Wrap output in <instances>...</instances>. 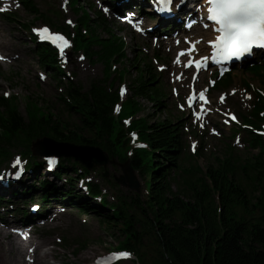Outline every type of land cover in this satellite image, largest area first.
<instances>
[{"label":"trees","instance_id":"1","mask_svg":"<svg viewBox=\"0 0 264 264\" xmlns=\"http://www.w3.org/2000/svg\"><path fill=\"white\" fill-rule=\"evenodd\" d=\"M97 29L106 33L109 27L97 17L91 31ZM121 47V42L112 46L106 43L99 61H107ZM38 59L48 68L53 63L39 49ZM128 62L127 68L136 72L131 80V109L140 111L138 100L145 99L161 113L163 97L156 88L152 66L138 56ZM251 74L264 85L258 68ZM72 96L75 107L67 105V108L78 116V125L52 116L47 103L46 115L37 121L33 111L28 124L12 107L6 109L9 110L5 116L6 137L29 142L36 136L47 135L87 144H97L103 138L112 148L111 152L119 149L122 143L115 138L109 118L114 96L97 87L86 94L74 90ZM136 126L141 127L152 152H156L148 155L142 151L129 161L134 170L150 176L149 196L143 204L137 201L133 210L124 208L114 215L101 216L107 231L117 229L124 241L122 246L136 250L140 264H264V178L257 172V169L264 170L262 156H251L248 160L250 177L246 183L234 177L228 161L218 160L206 173L196 168L193 179L177 185L172 178L180 149L177 126L168 119L139 122ZM206 177L211 180L212 189ZM73 192V189L68 190V193ZM215 193L219 194L222 207L219 214Z\"/></svg>","mask_w":264,"mask_h":264},{"label":"rangeland","instance_id":"2","mask_svg":"<svg viewBox=\"0 0 264 264\" xmlns=\"http://www.w3.org/2000/svg\"><path fill=\"white\" fill-rule=\"evenodd\" d=\"M39 3L38 0H36ZM49 5L51 3L59 4L58 0H47ZM85 1V0H84ZM63 0H61V3ZM67 17L71 20L74 19L73 13L70 11L67 12ZM23 22H27L31 20V17L28 19L26 16H22ZM40 25V24H38ZM4 31V37L6 41H10L9 43V52L11 54H19L20 59L13 66H4L2 71L0 72V96H4L5 92L8 90V87L16 86L11 89L10 96L18 97L19 110L21 114H25L24 106H25V98L28 96L33 100H41V103L47 102L50 106H52V110L55 113H60L61 105L56 100L59 96V88L49 80L45 84L40 82L37 79V62L35 55L31 52L33 45L29 43L26 39L25 33L20 31V28L17 26H13L9 23H5L2 27ZM102 37H105L103 34ZM7 49V46L5 47ZM133 52L129 51L128 58H132ZM120 67L119 65L117 68ZM67 72H75L77 76V82L82 84L85 88L88 87L89 82L92 79L99 78L102 74V65L88 63L87 60L78 61L76 57H72L71 62L66 67ZM128 79V78H127ZM254 80V79H253ZM130 79H128V83ZM253 82V81H251ZM127 84V81H126ZM253 84H257L254 80ZM168 100V99H167ZM143 106V113L139 114V116L147 117L150 120V116L152 114L151 105L149 103L141 102ZM62 116L66 118V113L64 111L61 112ZM161 118V114L157 115L156 119ZM153 120V118L151 119ZM215 143L210 144V148L216 152L221 151L222 143L219 141H214ZM213 152V151H212ZM201 165H205L206 159H202L199 161ZM118 163L115 165L107 166L106 170L109 172L110 176L119 177L121 175V170ZM97 173L96 171H92ZM96 177V175L93 174ZM43 178V174H41ZM95 177H93V181H95ZM138 178L140 189L144 190L142 180ZM122 190H127L122 188ZM111 200V197L109 198ZM88 218V223L85 226H82V220ZM66 218L70 220V229L67 231L71 236H82L86 238L85 248L83 250H78L76 255L73 254L74 250L77 247L67 248L64 250H58L60 252L59 258L52 259L50 263L54 264H82L83 260L81 259L83 255H87L88 260H92L96 255L105 253L108 250L114 248L116 241L113 238H120V234L117 230L113 229L110 233L105 232V230L97 223V219L88 214L78 215L72 212V215H65ZM54 261V262H53Z\"/></svg>","mask_w":264,"mask_h":264},{"label":"snow or ice","instance_id":"3","mask_svg":"<svg viewBox=\"0 0 264 264\" xmlns=\"http://www.w3.org/2000/svg\"><path fill=\"white\" fill-rule=\"evenodd\" d=\"M166 2L171 4L172 0H166ZM206 2L210 5L207 8V19L218 25L215 28V31L219 33L215 41L216 54L225 59L239 58L245 54H251L253 47L264 48V0H206ZM3 10L0 9V11ZM208 26L205 25V27ZM33 31L41 40L50 39L53 44L61 47V51L63 47L58 42H62L63 46L69 44L63 35L51 33L46 26ZM191 64L192 61L189 60L188 65ZM200 95L202 97L203 92ZM20 164L21 161L17 158L14 167ZM120 255L127 257L130 254L123 252Z\"/></svg>","mask_w":264,"mask_h":264},{"label":"bare ground","instance_id":"4","mask_svg":"<svg viewBox=\"0 0 264 264\" xmlns=\"http://www.w3.org/2000/svg\"><path fill=\"white\" fill-rule=\"evenodd\" d=\"M61 75L64 77V78H66L67 80H70L68 77H67V75L63 72V70L61 69ZM259 84L257 85V86H264V85H261V81L260 82H258ZM15 87H17V85L16 86H11V87H8L7 89V91L5 92V93H7V94H11V89H13V88H15ZM5 224L6 225H8V223L7 222H5ZM5 235H4V232L0 229V264H8L9 263V261H8V257H7V252H6V248H5V246L3 245V243H2V237H4ZM17 252V254H19V256L18 257H21V255H20V252L17 250L16 251ZM40 257H42L43 258V256H41L40 254H37V258H40ZM44 259V258H43ZM81 259H83V260H88L87 259V255L85 254V255H83L82 256V258ZM90 262V260L88 261V262H85V261H83V263L82 264H86V263H89ZM14 264H18V261L17 260H15V262H14Z\"/></svg>","mask_w":264,"mask_h":264},{"label":"water","instance_id":"5","mask_svg":"<svg viewBox=\"0 0 264 264\" xmlns=\"http://www.w3.org/2000/svg\"><path fill=\"white\" fill-rule=\"evenodd\" d=\"M45 142V145H43ZM49 143V140H44L41 148H38V151L40 150L39 153H41V150H44L46 147L47 144ZM37 150V148H36ZM42 153H46V152H42ZM105 161V160H104ZM123 167V171H124V177L120 178L118 181L123 184V185H128L129 187L133 188L135 186L134 184V181H133V177H132V171L131 169L129 168L128 164H125L122 166Z\"/></svg>","mask_w":264,"mask_h":264}]
</instances>
